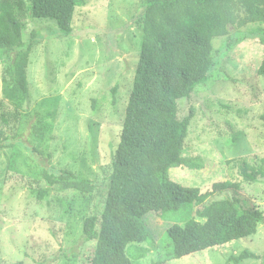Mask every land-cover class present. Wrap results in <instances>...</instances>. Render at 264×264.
<instances>
[{"label":"rangeland","instance_id":"1","mask_svg":"<svg viewBox=\"0 0 264 264\" xmlns=\"http://www.w3.org/2000/svg\"><path fill=\"white\" fill-rule=\"evenodd\" d=\"M143 2L89 0L77 7L69 36L61 33L54 19L25 20V38L33 31L38 33L30 57L26 103L27 119L37 135L32 136L30 128L26 130L12 167L13 149H0V264L90 263L96 242L84 237V221L98 209L103 212L102 191L82 193L54 186L49 198L40 201L31 195L30 186L47 185L42 175L45 168L69 169L99 182L112 172L140 59ZM240 36L245 39L227 48V38ZM263 39L264 23L230 27L227 36L214 39L217 63L211 80L198 86L191 101L179 102L181 116L191 106L196 112L183 155L197 159L202 168L172 167L169 173L172 180L199 186L203 192H211L216 182L238 181L241 188L237 196L246 206L264 211V177L257 182L244 181L238 168L228 163L240 157L264 158V76L258 73L264 59ZM2 58L0 50V101ZM36 113L51 116L39 120ZM36 146L50 154L47 161ZM235 194L233 190L212 191L208 202ZM198 208L199 204L187 205L166 216L149 214L157 242L132 248L134 255H143L136 263L149 264L156 259L158 246L169 241L167 229L174 223L200 218ZM245 249L260 257L239 264H264V223L251 237L167 264H237L231 256Z\"/></svg>","mask_w":264,"mask_h":264},{"label":"trees","instance_id":"2","mask_svg":"<svg viewBox=\"0 0 264 264\" xmlns=\"http://www.w3.org/2000/svg\"><path fill=\"white\" fill-rule=\"evenodd\" d=\"M89 0H0V50L2 51V95L0 101V149L11 147V167L20 151L19 141L32 129L26 103L30 96L29 64L38 33L25 38L27 18L54 19L62 34L73 33L72 23L79 6ZM143 36L140 59L126 107L120 141L112 159V172L102 181L77 175L69 169H43L47 185L30 186L31 195L47 200L54 186L82 193L102 191L103 212L96 210L84 221L83 235L95 241L89 264H138L131 250L137 244H155L156 235L148 215L166 216L182 207L199 204L200 218L167 229L169 241L158 246L159 254L149 264H167L173 259L222 246L255 235L264 223V211L246 206L237 196L238 181L213 184V192L233 190V197L209 201L211 192L186 186L170 178L172 167L201 169L197 159L184 156L193 106L180 115L181 99L192 100L198 86L207 84L217 63L214 39L227 36L230 27L264 23V0H144ZM244 36L227 38V48ZM264 43V39L262 40ZM264 76V59L258 69ZM228 79V77H227ZM118 86L113 88L117 102ZM39 120L51 115L36 113ZM264 120V113L261 115ZM28 124V125H27ZM24 126L28 128H24ZM44 160L49 153L40 150ZM244 181L264 177V158L229 160ZM33 166L32 163H28ZM202 219V220H200ZM204 219V220H203ZM260 255L243 250L230 260L239 264Z\"/></svg>","mask_w":264,"mask_h":264}]
</instances>
